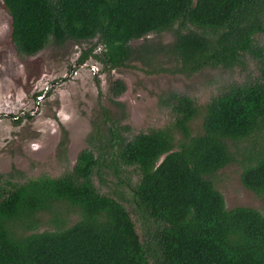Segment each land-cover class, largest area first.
Masks as SVG:
<instances>
[{
  "label": "trees",
  "instance_id": "trees-1",
  "mask_svg": "<svg viewBox=\"0 0 264 264\" xmlns=\"http://www.w3.org/2000/svg\"><path fill=\"white\" fill-rule=\"evenodd\" d=\"M2 1L21 56L51 42L97 39L77 63L93 57L110 73L128 65L133 40L170 30L174 40L165 51L175 61L173 73L232 68L250 54L259 77L203 107L170 93L161 99L174 114L172 123L131 138L118 126L110 129L115 157L93 144L97 153L84 148L60 176L20 183L0 175V264H264V215L247 206L227 209L214 183L215 174L234 161L232 144L243 143L240 181L264 203V45L255 40L264 32V0ZM111 83L114 96L126 90L121 79ZM200 114L202 132L194 134L190 123ZM66 147L63 138L59 148ZM109 160L123 169H115L119 178L124 166L137 170L134 213L160 225L155 250L141 239L121 195L95 185V171ZM65 205L78 215L70 225ZM44 212L51 214L52 228L37 231Z\"/></svg>",
  "mask_w": 264,
  "mask_h": 264
},
{
  "label": "rangeland",
  "instance_id": "rangeland-1",
  "mask_svg": "<svg viewBox=\"0 0 264 264\" xmlns=\"http://www.w3.org/2000/svg\"><path fill=\"white\" fill-rule=\"evenodd\" d=\"M96 40L79 44L68 41L63 45L51 42L35 55L21 56L11 39V16L0 0L1 176L8 175L20 183L42 175L60 176L72 170L84 148L97 153L94 145L106 155L109 153V158L115 157L116 148L108 144L112 127L118 126L122 135L131 138L173 122L174 114L161 98L170 93L184 94L203 107L232 86L253 83L259 77L257 61L250 54L232 68L206 67L191 76L173 73L175 61L165 51L174 40L170 30L133 40L134 55L122 69L109 73L94 58L87 60L86 67L78 64L81 51ZM255 40L264 45V32ZM101 47L98 45L96 50L99 52ZM91 65H96L97 70L93 71ZM115 79L126 84L120 96L110 90ZM202 122V114L191 121L194 134L202 132ZM92 136L95 139L90 143ZM63 138L67 143L65 152L59 148ZM231 149L234 161L215 174L216 188L223 194L227 209L247 206L264 215L262 200L240 181L243 143L232 144ZM112 160L95 171L93 181L103 193L115 195L117 191L121 195L141 239L155 250L160 225L134 213L131 186L138 179L137 170L124 166L120 179L115 169H123L119 163L112 167ZM62 210L68 213L67 225L77 220L75 210L67 205ZM41 218L37 231L51 229V214L44 212ZM158 260L161 262L160 256Z\"/></svg>",
  "mask_w": 264,
  "mask_h": 264
},
{
  "label": "flooded vegetation",
  "instance_id": "flooded-vegetation-1",
  "mask_svg": "<svg viewBox=\"0 0 264 264\" xmlns=\"http://www.w3.org/2000/svg\"><path fill=\"white\" fill-rule=\"evenodd\" d=\"M97 53H99L100 51H101V49H100V51L98 52L97 50H95ZM82 52V51H81ZM81 54V53H80ZM93 57H89V59H92ZM88 60V59H87ZM87 60H85L83 63H84V65L83 66H88V63H86L87 62ZM95 61L97 62V63H99L101 66H102V64L100 63V62H98L96 59H95ZM82 64V63H81ZM92 66V65H91ZM93 68H94V70L93 71H96L97 70V66L96 65H93L92 66ZM102 68H103V66H102ZM96 74V73H95Z\"/></svg>",
  "mask_w": 264,
  "mask_h": 264
}]
</instances>
